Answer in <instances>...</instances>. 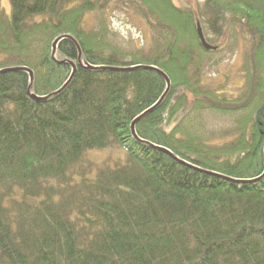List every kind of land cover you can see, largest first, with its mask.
Masks as SVG:
<instances>
[{"label": "trees", "instance_id": "16d2710c", "mask_svg": "<svg viewBox=\"0 0 264 264\" xmlns=\"http://www.w3.org/2000/svg\"><path fill=\"white\" fill-rule=\"evenodd\" d=\"M10 1L0 71L34 79L0 75V264H264V0ZM114 1L153 34L148 50L113 44ZM241 43L232 95L208 62ZM137 67L171 81L138 139L168 85ZM206 112L233 125L210 130ZM116 147L138 173L89 179L87 152Z\"/></svg>", "mask_w": 264, "mask_h": 264}, {"label": "rangeland", "instance_id": "374dc122", "mask_svg": "<svg viewBox=\"0 0 264 264\" xmlns=\"http://www.w3.org/2000/svg\"><path fill=\"white\" fill-rule=\"evenodd\" d=\"M173 1L176 6L186 8V6H197L199 3H204L205 0ZM114 3L116 5H113V9L103 14L108 26L114 28L116 32L115 37H111L113 44L126 53H135L136 51H140L138 49L148 50L149 47L154 45V36L153 34H150L148 27L143 23V21H141V19H138L133 15V13L127 10L126 7L122 6L121 3L116 1H114ZM0 6L5 15L8 18H11L13 12L11 1L0 0ZM101 16L102 15L100 14H92L87 20L88 28H95L97 26L96 21ZM244 52V45L241 43L240 48H238L235 53H232L230 49H222L217 54H211V61L208 62L211 67L207 70L206 74L210 82L216 79L215 82L218 81L227 83L229 84L228 92L232 95H237L238 89L243 84L239 70L242 64V55ZM225 76L229 77V79L226 80ZM205 124L208 129L219 131L233 125V119L228 116L206 112ZM135 164L136 162L126 150L116 147L88 151L81 166L87 168V172L85 173L86 176L89 179H94V168L96 167H102L103 165L120 168L124 167L136 173L137 171L134 170ZM75 179L79 180V177L76 176Z\"/></svg>", "mask_w": 264, "mask_h": 264}, {"label": "water", "instance_id": "95a60500", "mask_svg": "<svg viewBox=\"0 0 264 264\" xmlns=\"http://www.w3.org/2000/svg\"><path fill=\"white\" fill-rule=\"evenodd\" d=\"M198 33H199V37H200V40H201V43L203 45V47L207 50V51H216L217 50V47H214L212 45H210L205 37H204V34H203V31H202V28H201V25L199 24L198 25ZM57 43H58V40L54 43V46H53V59L55 60V56H56V53H57ZM78 49L80 50V47L78 45ZM81 53V52H80ZM73 66V74L70 78V81L68 82V84L71 82V80L75 77L76 75V72H77V68L75 65H72ZM138 68H143V69H149V70H154L156 71L157 73H159L162 77H164V79L167 81V85H168V88H167V92L165 93V95L162 97V99L153 107L151 108L150 110H148L146 113H144L143 115H141L138 119L135 120V122L133 123L132 125V132L134 134V136L138 139L137 137V134H136V130H135V127L136 125L143 119L145 118L146 116H148L149 114H152L153 112H155L157 110V108L159 107V105L162 103L163 99L165 98V96L167 95L168 91L170 90V87H171V81L169 79V77L161 70L159 69H156V68H153V67H137ZM20 70H23V71H27L30 73V77H31V84L33 83V79H34V75H33V72L28 70V69H19V68H15V69H6V70H2L0 71V75L1 74H4V73H7V72H16V71H20ZM31 98L33 100H36V101H41L42 99L41 98H38L37 96L35 95H32ZM167 153H169L170 155L173 156V154L171 152H169L168 150H165ZM178 160V158H176Z\"/></svg>", "mask_w": 264, "mask_h": 264}]
</instances>
